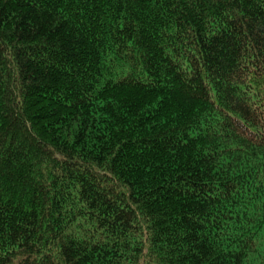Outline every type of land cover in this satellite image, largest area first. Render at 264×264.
Returning a JSON list of instances; mask_svg holds the SVG:
<instances>
[{
	"label": "trees",
	"instance_id": "1",
	"mask_svg": "<svg viewBox=\"0 0 264 264\" xmlns=\"http://www.w3.org/2000/svg\"><path fill=\"white\" fill-rule=\"evenodd\" d=\"M0 264H264V0H0Z\"/></svg>",
	"mask_w": 264,
	"mask_h": 264
}]
</instances>
